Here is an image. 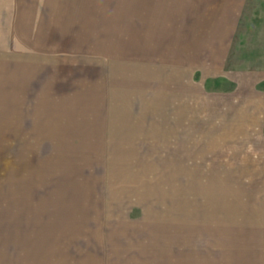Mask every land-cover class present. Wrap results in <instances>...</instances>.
<instances>
[{"label":"rangeland","instance_id":"1","mask_svg":"<svg viewBox=\"0 0 264 264\" xmlns=\"http://www.w3.org/2000/svg\"><path fill=\"white\" fill-rule=\"evenodd\" d=\"M208 3L0 0V264H170L216 213L218 135L264 122V0L229 77L199 50Z\"/></svg>","mask_w":264,"mask_h":264},{"label":"crops","instance_id":"2","mask_svg":"<svg viewBox=\"0 0 264 264\" xmlns=\"http://www.w3.org/2000/svg\"><path fill=\"white\" fill-rule=\"evenodd\" d=\"M208 4L214 6L212 13L220 12L221 22L214 28L208 26L199 50L211 55L208 62L229 77L223 67L231 57L243 0H212ZM203 7L201 12H210L209 5ZM227 7L226 17L223 12ZM263 101L251 109L264 108ZM251 121L248 127L258 131L246 128L218 135V209L204 214L201 223H187L176 234L170 264H264V122L258 116H252ZM223 190L228 191L223 195Z\"/></svg>","mask_w":264,"mask_h":264}]
</instances>
